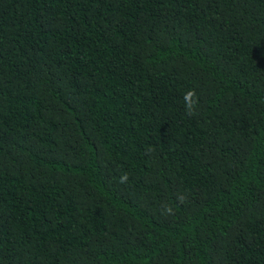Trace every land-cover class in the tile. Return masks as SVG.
<instances>
[{
  "label": "trees",
  "instance_id": "1",
  "mask_svg": "<svg viewBox=\"0 0 264 264\" xmlns=\"http://www.w3.org/2000/svg\"><path fill=\"white\" fill-rule=\"evenodd\" d=\"M0 264H264V0H0Z\"/></svg>",
  "mask_w": 264,
  "mask_h": 264
},
{
  "label": "clouds",
  "instance_id": "2",
  "mask_svg": "<svg viewBox=\"0 0 264 264\" xmlns=\"http://www.w3.org/2000/svg\"><path fill=\"white\" fill-rule=\"evenodd\" d=\"M193 94H194L193 91H192V90H189V92L186 93V96H185L186 100H187V98H188L189 96H191V95H193ZM186 111L188 112L189 115L194 114V112L191 110V107H190V106H189L188 108H186Z\"/></svg>",
  "mask_w": 264,
  "mask_h": 264
}]
</instances>
